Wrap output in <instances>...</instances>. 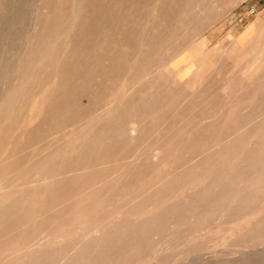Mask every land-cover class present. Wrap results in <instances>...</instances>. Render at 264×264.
I'll use <instances>...</instances> for the list:
<instances>
[{
    "label": "rangeland",
    "instance_id": "rangeland-1",
    "mask_svg": "<svg viewBox=\"0 0 264 264\" xmlns=\"http://www.w3.org/2000/svg\"><path fill=\"white\" fill-rule=\"evenodd\" d=\"M262 47L264 0H0V264H264Z\"/></svg>",
    "mask_w": 264,
    "mask_h": 264
},
{
    "label": "bare ground",
    "instance_id": "bare-ground-1",
    "mask_svg": "<svg viewBox=\"0 0 264 264\" xmlns=\"http://www.w3.org/2000/svg\"><path fill=\"white\" fill-rule=\"evenodd\" d=\"M255 20H256L255 22H258V21H259V18L257 17ZM255 24H256V23H255ZM244 35H245V34H244ZM239 38H241V37H239ZM243 38L245 39V37H242V39H243ZM242 39H241V40H242ZM231 42H232V41H231ZM236 43H237V42H236ZM243 45H244V44H243ZM254 45H255V44H254ZM230 46H231V45H230ZM233 47H234V45H233ZM253 47H254V46H253ZM237 48H238V47H237ZM237 48H236V49H237ZM256 48H257V47H256ZM227 49H229V50H226V51H230V48H227ZM249 50H250V49H249ZM252 50H253V49H252ZM258 50H259V52H260V49H258ZM262 50H263V47H262ZM262 50H261V52H262ZM243 51H245V50L242 49V50H241V53H243ZM263 51H264V50H263ZM230 52H231V51H230ZM246 52H247V51H246ZM246 52H245V53H246ZM253 52H254V50H253ZM226 53H227V52H226ZM247 53H249V52H247ZM251 53H252V52H251ZM229 54H230V53H229ZM254 54H256V53H254ZM257 54H258V53H257ZM257 54H256V55H257ZM262 54H263V53H262ZM242 55H243V54H242ZM251 55H252V54H251ZM260 55H261V54H260ZM175 56H176V55H175ZM175 56H174V57H175ZM250 57H251V56H250ZM252 57H253V56H252ZM171 60H172V58H171ZM249 60H250V59H249ZM168 61H169V60H168ZM168 61H166V63H167ZM251 61H252V60H250L249 62H251ZM253 61H254V60H253ZM166 63H165V64H166ZM184 64H185V63H184ZM253 64H255V63H253ZM255 65H256V64H255ZM162 66H164V65H162ZM181 66H183V65H181ZM251 68H252V67H250V69H251ZM164 71H165V70H164ZM172 73H173V72H172ZM170 75H171V74H170ZM170 75H168V76H170ZM5 77H6V76H5ZM2 78H3V77H2ZM18 78H20V77H18ZM21 79H22V78H21ZM18 80H19V79H18ZM0 81H1V80H0ZM7 81H8V80H7ZM17 83H18V82H17ZM17 85H18V84H17ZM19 86H21V84H19ZM19 86H18V87H19ZM21 87H22V86H21ZM18 90H19V89H18ZM15 91H16V90H15ZM15 91H14V92H15ZM7 92H8V93H11V91H10V92H9V91H6L5 93L8 94ZM14 92H12V93H14ZM5 93L3 92V94H5ZM3 94H2V95H3ZM8 96H9V95H8ZM1 98H2V96H1ZM3 99H4V98H3ZM7 99H8V98H7ZM0 102H1V100H0ZM3 102H4V101H3ZM3 102H2V104H3ZM5 102H6V101H5ZM110 103H111V102H110ZM2 104H1V105H2ZM107 105L110 106V104H108V103H107ZM120 105H121V104H120ZM3 106H4V105H3ZM130 121H131V120H130ZM133 126H134V125H133ZM128 127H129V126H128ZM132 128H133V127H132ZM130 130H131V129H130ZM132 130H133V129H132ZM88 133H90V132H88ZM88 133H87V135H88ZM80 138H83V136L80 137ZM85 139H87V138H85ZM85 139H84V140H85ZM9 149H10V147H9ZM59 152H60V151H59ZM58 159H59V158H58ZM58 159H57V161H58ZM263 159H264V158H263ZM40 163H41V162H40ZM44 163H45V162H44ZM55 164H56V161H55ZM55 166H56V165H55ZM35 167H36V165H35ZM39 167H40V166H39ZM262 167H263V166H262ZM262 167H261V168H262ZM40 168H41V167H40ZM44 172H45V171H44ZM243 172H244V171H242V174H244ZM251 172H252V171H251ZM249 173H250V172H249ZM258 173H259V172H258ZM260 173H261V172H260ZM238 174H239V173H238ZM247 174H248V173H246L245 176H246ZM251 174H252V173H251ZM256 175H258V174H256ZM104 176H105V175H104ZM234 176H236V175H234ZM234 176H233V177H234ZM102 177H103V176H102ZM102 177H101V178H102ZM224 177H225V176H224ZM224 177H223V179H224ZM236 177H238V176H236ZM246 177H247V176H246ZM246 177H245V179H247ZM252 177H253V174H252ZM252 177H251V178H252ZM101 178H99V179H101ZM231 178H232V177H231ZM231 178H230L229 180H231ZM99 179H98V180H99ZM216 179H217V178H216ZM47 180H48V179H47ZM101 180H102V179H101ZM101 180H100V181H101ZM219 180H220V179H219ZM237 180H238V179H237ZM248 180H249V179H248ZM252 180H253V179H252ZM103 181H104V180H103ZM239 181H240V179H239ZM239 181H237V182H239ZM241 181H243V180H241ZM98 182H99V181H97V183H98ZM219 182H220V181H219ZM95 183H96V182H95ZM101 183H102V182H101ZM221 183H223V182H221ZM224 183H225V182H224ZM246 183H247V181H246ZM251 183H252V182H251ZM99 184H100V183H99ZM230 184H231V183H230ZM240 184H241V183H240ZM243 184H245V182H244ZM254 184H255V183H254ZM97 185H98V184H97ZM216 185H217V184H216ZM228 186H230V185H228ZM228 186H227V187H228ZM232 186H234V185H232ZM240 186H241V185H239V187H240ZM246 186H247V185H246ZM23 187H24V186H23ZM23 187H22V188H23ZM227 187H226V188H227ZM249 187H250V185H249ZM11 188H12V187H11ZM15 188H16V187H15ZM27 188H28V187H27ZM29 188H30V187H29ZM226 188H225V191H226ZM232 188H233V187H232ZM240 188H241V187H240ZM244 188H246V187H244ZM250 188H251V187H250ZM17 189H18V188H17ZM23 189H24V188H23ZM130 189H131V188H130ZM234 189H235V188H234ZM9 190H10V189H9ZM38 190H39V189H38ZM38 190H37V191H38ZM44 190H45V189H44ZM128 190H129V189H128ZM240 190H241V189H240ZM243 190H244V189H243ZM243 190H242V191H243ZM10 191H11V190H10ZM13 191H14V190H13ZM39 191H40V190H39ZM133 191L135 192V190H133ZM169 191H170V190H169ZM169 191H168V192H169ZM229 191H230V190H229ZM236 191H237V189H236ZM236 191H235V192H236ZM238 191H239V189H238ZM238 191H237V192H238ZM256 191H257V190H256ZM256 191H255V192H256ZM134 192H133V193H134ZM235 192H234V194H236ZM127 193H128V192H127ZM131 193H132V192H131ZM131 193H129V194H131ZM240 193H241V192H239V194H240ZM256 193H259V192H256ZM256 193H255V194H256ZM231 194H233V192H232ZM253 194H254V193H253ZM45 195H46V194H45ZM83 195H84V194H83ZM236 195H237V194H236ZM16 196H17V195H16ZM16 196H15V197H16ZM139 196H140V195H139ZM229 196H230V195H229ZM247 196H248V195H247ZM252 196H254V195H252ZM42 197H43V196H42ZM73 197H74V195H73ZM144 197H145V196H144ZM144 197H143V198H144ZM248 197H249V196H248ZM256 197H257V196H256ZM74 198H75V197H74ZM145 198H146V197H145ZM145 198H144V199H145ZM225 198H226V197H225ZM250 198H251V197H249V200H250ZM76 199H77V198H76ZM76 199H75V200H76ZM227 199H228V198H227ZM233 199H234V198H233ZM42 200H43V198H42ZM72 200H73V198H72ZM72 200H70L69 202H71ZM80 200H81V199L79 198V201H80ZM234 200H236V199H234ZM237 200H238V199H237ZM73 201H74V200H73ZM149 201H150V200H149ZM244 201H245V200H244ZM76 202H78V200H76ZM146 202H148V201L146 200ZM146 202H145V203H146ZM226 202H228V201H226ZM232 202H233V201H232ZM248 202H249V201H248ZM248 202H247V203H248ZM78 203H79V202H78ZM145 203H143V204H145ZM157 203H159V202L157 201ZM224 203H225V202H224ZM238 203H239V202H238ZM74 204H75V202H74ZM129 205H130V204H129ZM162 205L165 206V204H162ZM227 205H228V204H227ZM166 206H167V205H166ZM186 206H188V205H186ZM225 206H226V205H225ZM235 206H236V205H235ZM161 207H162V206H161ZM240 207H241V206H240ZM47 208H48V207H47ZM130 208L132 209L133 206L131 207V205H130ZM194 208H195V207H194ZM196 208H197V207H196ZM220 208H222V207H220ZM33 209H34V208H33ZM171 209H172V207H171ZM188 209H190V208H188ZM188 209H187V210H188ZM223 209H224V208H223ZM218 210H219V208H218ZM220 210H221V209H220ZM233 210H234V209H233ZM240 210H241V209H240ZM243 210H244V209H243ZM39 211H40V210H39ZM118 211H119V210H118ZM118 211H117V212H118ZM120 211H121V210H120ZM192 211H193V210H192ZM202 211H203V210H202ZM24 212H25V211H24ZM113 212H114V211H113ZM117 212H116V213H117ZM166 212H167V210H166ZM170 212H171V211H170ZM170 212L167 213V214H170ZM200 212H201V211H200ZM212 212H214V211H212ZM20 213H22V211H21ZM114 213H115V212H114ZM121 213H122V212H121ZM172 213H173V212H172ZM190 213H191V212H190ZM190 213H189V214H190ZM192 213H193V212H192ZM196 213H197V212H196ZM207 213L209 214V212H207ZM255 213H256V212H255ZM263 213H264V212H263ZM263 213H262V214H263ZM0 214H1V213H0ZM24 214H25V213H24ZM193 214H194V213H193ZM262 214H261V215H262ZM19 215L21 216V214H19ZM39 215H40V214H39ZM39 215H38V216H39ZM109 215H111V214H109ZM112 215H113V213H112ZM126 215H127V214H126ZM198 215H199V214H198ZM203 215H204V214H203ZM257 215H258V214H257ZM122 216H123V214H122ZM127 216H128V215H127ZM205 216H206V214H205ZM109 217H111V216H109ZM117 217H118V216H117ZM117 217H116V215H115L114 219L117 218ZM119 217H121V216H119ZM119 217H118V218H119ZM128 217H129V216H128ZM190 217H191V216H190ZM192 217H193V216H192ZM252 217H253V216H252ZM256 217H257V216H256ZM256 217H255V218H256ZM24 218H25V217H24ZM129 218H130V217H129ZM131 218H132V217H131ZM185 218H186V217H185ZM200 218H202V217H200ZM200 218H198V219H200ZM255 218H254V219H255ZM259 218H262V216H260ZM110 219H111V218H110ZM114 219H113V220H114ZM147 219H148V218H147ZM190 219H191V218H190ZM193 219H194V218H193ZM193 219H192V220H193ZM203 219H204V218H203ZM262 219H263V218H262ZM12 220H14V219H12ZM49 220H51V219H49ZM107 220H108V219H107ZM107 220H106V221H107ZM111 220H112V219H111ZM14 221H15V220H14ZM16 221H17V218H16ZM25 221H26V220H25ZM106 221H105V223H106ZM128 221H129V220H128ZM131 221H132V220H131ZM138 221H139V220H138ZM150 221H151V220H150ZM152 221H153V220H152ZM193 221H195V220H193ZM204 221H205V220H204ZM204 221H203V222H204ZM253 221H255V220H253ZM17 222H19V221H17ZM60 222H61V221H60ZM133 222H134V221H133ZM139 222H140V221H139ZM256 222H257V220H256ZM22 223H23V222H22ZM28 223H29V222H28ZM28 223H27V224H28ZM38 223H39V222H38ZM41 223H42V222H41ZM142 223H143V222H142ZM253 223H255V222H253ZM261 223H262V222H261ZM15 224H16V223H15ZM20 224H21V222H20ZM20 224H19V225H20ZM103 224H104V223H103ZM145 224H146V223H145ZM145 224H143L144 227H145V226L147 227L148 222H147V225H145ZM149 224H150V223H149ZM151 224H152V223H151ZM263 224H264V223H263ZM31 225H32V224H31ZM51 225H52V222H51ZM51 225H50V226H51ZM55 225H56V224H55ZM57 225H58V223H57ZM57 225H56V227H57ZM141 225H142V224H141ZM163 225H164V224H163ZM167 225H168V224H167ZM167 225H166V226H167ZM258 225H259V224H258ZM50 226H49V227H50ZM111 226H112V224H111ZM160 226H161V225H160ZM160 226H159V227H160ZM164 226H165V225H164ZM11 227H12V226H11ZM26 227H27V226H26ZM141 227H142V226H141ZM144 227L142 228V230L144 229ZM146 227H145V228H146ZM153 227H154V226H153ZM162 227H163V226H162ZM6 228H7V227H6ZM6 228H5V229H6ZM13 228H14V227H12L10 231H13V233H14V230H17L18 228H17V226H16L17 229L15 228L14 230H12ZM54 228H55V227H54ZM54 228H52V230H54ZM104 228H105V227H104ZM107 228H109V227H107ZM110 228H112V227H110ZM113 228H114V227H113ZM154 228H156V227H154ZM163 228H164V227H163ZM5 229H3V230H5ZM29 229H31V228H29ZM139 229H140V228H139ZM151 229H153V228H151ZM151 229H150V230H151ZM157 229H159V228L157 227ZM18 230H19V229H18ZM22 230H23V229H22ZM47 230L49 231V228H48ZM52 230H51V231H52ZM56 230H58V229H56ZM62 230H64V228L61 229V231H62ZM107 230L109 231V229H107ZM115 230H116V229H115ZM159 230H160V229H159ZM159 230H158V232H159ZM166 230H167V229H166ZM166 230H165V228H164V231H166ZM30 231H31V230H30ZM30 231H29V232H30ZM101 231H102V230H101ZM108 231H107V232H108ZM263 231H264V230H263ZM7 232H8V231H7ZM7 232H6V233H7ZM25 232H26V231H25ZM55 232H56V231H55ZM121 232H122V231H121ZM158 232H157V233H158ZM161 232H162V231H161ZM15 233H16V232H15ZM45 233H46V232H45ZM58 233H59V231H58ZM58 233H57V234H58ZM61 233H62V232H61ZM116 233H117V232H116ZM259 233H260V232H259ZM8 234H9V233H8ZM8 234H7V235H8ZM30 234H31V232L29 233V235H30ZM33 234H34V233H33ZM49 234H50V233H49ZM54 234H55V233H54ZM59 234H60V233H59ZM59 234H58V235H59ZM104 234H105V233H104ZM263 234H264V232H263ZM5 235H6V234H5ZM5 235H4V238H5ZM22 235H23V232H22ZM41 235H42V233H41ZM47 235H48V234H47ZM110 235H111V234H109V236H110ZM25 236H26V235H25ZM33 236H34V235H33ZM44 236H45V235H44ZM50 236H51V235H50ZM107 236H108V235H107ZM107 236H104V237H107ZM112 236H113V235H112ZM1 237H2V235H1ZM1 237H0V238H1ZM10 237H11V236H10ZM34 237H36V236H34ZM47 237L49 238V236H47ZM86 237H87V236H86ZM93 237H94V236H93ZM37 238H38V237H37ZM89 238H92V237H89ZM107 238H108V237H107ZM14 239H15V238H14ZM112 239H113V238H112ZM116 239H118V238H116ZM159 239H160V238H159ZM16 240H17V239H16ZM16 240H14V241H16ZM42 240H44V239H42ZM155 240H156V239H155ZM91 241H92V240H91ZM91 241H90V242H91ZM104 241H105V240H104ZM2 242H3V239H2ZM6 242H7V241H6ZM24 242H25V241H24ZM28 242H29V241H28ZM66 242H67V241H66ZM68 242H69V241H68ZM68 242H67V243H68ZM81 242H82V241H81ZM167 242H169V241H167ZM12 243L15 244V242H12ZM62 243H63V242H62ZM67 243H66V245H67ZM69 243H70V242H69ZM75 243H76V241H75ZM77 243H78V242H77ZM85 243H86V242H85ZM92 243H93V242H92ZM92 243H89V244H92ZM154 243H155V242H154ZM158 243L160 244V241H159ZM158 243H157V244H158ZM164 243H166V242H164ZM6 244H9V243L7 242ZM41 244H42V243H41ZM60 244H61V243H60ZM60 244H59V245H60ZM63 244H64V243H63ZM79 244H80V242H79ZM93 244H94V243H93ZM159 244H158V245H159ZM59 245H58V246H59ZM64 245H65V244H64ZM64 245H63V246H64ZM75 245H76V244H75ZM95 245H97L96 242H95ZM108 245H109V244H108ZM161 245H162V244H161ZM35 246H36V245H35ZM63 246H62V247H63ZM92 246H93V245H92ZM92 246H91V247H92ZM154 246H155V244H154ZM156 246H157V245H156ZM27 247H28V246H27ZM27 247H26V248H27ZM62 247H61L60 249H62ZM66 247H67V246H66ZM95 247H96V246H95ZM19 248H20V247H19ZM21 248H22V247H21ZM24 248H25V247H24ZM26 248H25V249H26ZM36 248H37V247H36ZM64 248H65V246H64ZM72 248H73V247H72ZM72 248H71V249H72ZM82 248H83V247H82ZM160 248H161V247H160ZM50 249L52 250V248H50ZM50 249H49V250H50ZM71 249H70V250H71ZM79 249H81V248H79ZM83 249H84V248H83ZM92 249H93V248H92ZM92 249H91V250H92ZM97 249H98V248H97ZM100 249H101V248H100ZM1 250L3 251V249H1ZM1 250H0V251H1ZM5 250H6V249H4V251H5ZM39 250H42V249H39ZM53 250H54V249H53ZM56 250H57V249H56ZM94 250H95V249H94ZM47 251H48V249H47ZM12 252H13V251H12ZM26 252H27V251H26ZM78 252H80V250H79ZM83 253H84V252H83ZM92 253H93V252H92ZM121 253H122V252H121ZM0 254H1V253H0ZM78 254H79V253H78ZM89 254H90V253H89ZM5 255H6V254H5ZM17 255H18V254H17ZM35 255H36V254H35ZM91 255H92V254H91ZM91 255H90V256H91ZM115 255H117V254H115ZM6 256H7V255H6ZM6 256H5V257H6ZM13 256H14V254L12 255V257H13ZM75 256H76V255H75ZM120 256H121V255H120ZM120 256H118V257L120 258ZM9 257H10V256H9ZM9 257H8V258H9ZM12 257H11V258H12ZM38 257H39V256H38ZM87 257H88V256H86V258H87ZM101 257H103V256H101ZM111 257H113V256H111ZM8 258H7V259H8ZM13 258H14V257H13ZM13 258H12V259H13ZM34 258H35V257H34ZM89 258H91V257H89ZM89 258H87L88 261H86V262H91V261L89 260ZM99 258H100V257H99ZM0 259H2V258L0 257ZM7 259H6V260H7ZM15 259H16V258H15ZM84 259H85V257H84ZM97 259H98V258H97ZM97 259H96V260H97ZM103 259H104V258H103ZM110 259H111V258H110ZM110 259H109V260H110ZM114 259H115V258H114ZM116 259H118V258L116 257ZM116 259H115V260H116ZM6 260H5V261H6ZM13 260H14V259H13ZM17 260H18V259H17ZM96 260H95V262H96ZM111 260H113V259H111ZM115 260H113V261H115ZM31 261H32V260H31ZM84 261H85V260H84ZM113 261H111V262H113ZM10 262H12V261H10ZM13 262H14V261H13ZM29 262H30V261H29ZM29 262H27V263L29 264ZM61 262H62V261H61ZM79 262H80V261H79ZM93 262H94V261H92L91 263H93ZM95 262H94V263H95ZM100 262H101V263L103 262V264H104V261H103V260L100 261ZM106 262L108 263V260H107ZM4 263H5V262H4ZM31 263H32V262H31ZM80 263L82 264L83 262H80ZM91 263H90V264H91ZM2 264H3V263H2ZM9 264H10V263H9ZM11 264H12V263H11ZM77 264H78V263H77ZM84 264H85V263H84ZM95 264H97V263H95ZM147 264H148V263H147Z\"/></svg>",
    "mask_w": 264,
    "mask_h": 264
}]
</instances>
